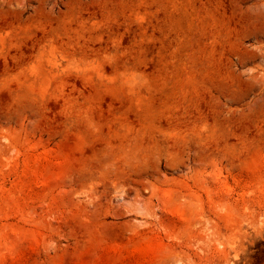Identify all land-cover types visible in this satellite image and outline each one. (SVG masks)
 <instances>
[{
  "label": "rangeland",
  "instance_id": "374dc122",
  "mask_svg": "<svg viewBox=\"0 0 264 264\" xmlns=\"http://www.w3.org/2000/svg\"><path fill=\"white\" fill-rule=\"evenodd\" d=\"M0 264H264V0H0Z\"/></svg>",
  "mask_w": 264,
  "mask_h": 264
}]
</instances>
